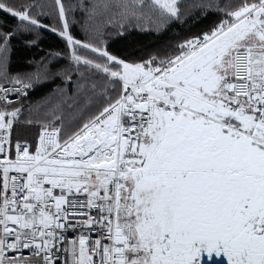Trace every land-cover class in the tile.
Listing matches in <instances>:
<instances>
[{
	"label": "snow or ice",
	"instance_id": "6c2138e0",
	"mask_svg": "<svg viewBox=\"0 0 264 264\" xmlns=\"http://www.w3.org/2000/svg\"><path fill=\"white\" fill-rule=\"evenodd\" d=\"M0 264H264V0H0Z\"/></svg>",
	"mask_w": 264,
	"mask_h": 264
},
{
	"label": "trees",
	"instance_id": "16d2710c",
	"mask_svg": "<svg viewBox=\"0 0 264 264\" xmlns=\"http://www.w3.org/2000/svg\"><path fill=\"white\" fill-rule=\"evenodd\" d=\"M216 19V14L210 11L206 18L203 19L201 26L210 25ZM74 31L78 36L82 35L79 30V26H75ZM172 33L168 36L162 37L157 40L155 36H149L144 33L133 32L131 35H127L126 38L111 37L109 44L114 50H128L141 48L144 46L155 47L159 43H163L168 39L172 38ZM40 49H43L41 51ZM40 49L29 48L22 41H14V50L12 53L11 70L15 72H24L32 70V65H29L28 61L32 59H39L40 56L46 55L47 53H55L64 49L63 42L59 40L54 34L45 33L41 42ZM54 64L63 66L64 61L53 60ZM50 91L48 86H40L36 91L30 93L29 102L38 101L41 97L46 95Z\"/></svg>",
	"mask_w": 264,
	"mask_h": 264
}]
</instances>
